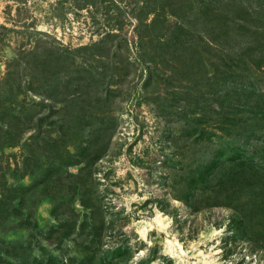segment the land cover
<instances>
[{
    "label": "rangeland",
    "instance_id": "rangeland-1",
    "mask_svg": "<svg viewBox=\"0 0 264 264\" xmlns=\"http://www.w3.org/2000/svg\"><path fill=\"white\" fill-rule=\"evenodd\" d=\"M263 4L0 0V79L11 70L0 83V264H99L119 241L144 264H264V166L224 161L196 210L180 198L186 175L244 126L213 109L246 103L219 92ZM85 148L99 157L87 186L71 164ZM85 187L107 218L96 247L80 228ZM235 214L237 235L226 229Z\"/></svg>",
    "mask_w": 264,
    "mask_h": 264
},
{
    "label": "trees",
    "instance_id": "trees-1",
    "mask_svg": "<svg viewBox=\"0 0 264 264\" xmlns=\"http://www.w3.org/2000/svg\"><path fill=\"white\" fill-rule=\"evenodd\" d=\"M261 11L264 13V4L261 6ZM252 13L255 14L254 12ZM252 13L250 15H252ZM256 15L254 17L251 16L259 22L255 28L251 29L254 35L253 41L250 40L239 52L228 53L227 62H225L227 70L224 72L226 73V79H232L231 88L230 85H228L227 90L219 92V97H226V99L232 94L241 95L245 93L248 95L246 97V103H240L238 106L231 104L229 105V109L225 105L213 109L215 116L221 119L223 117L227 118L229 113L233 115L239 114L241 122L236 124L242 123L244 126L237 130L241 132L237 136L238 139L230 137L226 139V141L221 142L217 146L215 153L207 161L198 166V169L186 175L185 184L181 191L184 193L180 198L193 210H196L197 203L199 204V191L204 192L208 189V183L213 175L212 170L216 168L219 163L223 164L224 161H233L239 166H264V16L257 18ZM223 60H226V58ZM240 69L243 70L242 73H238ZM10 71L11 70L8 68L6 76L0 79V83L9 78ZM216 72L217 73L214 75L218 76V71ZM251 97L255 98L254 101L251 100ZM216 107H218L217 104ZM220 123L226 125L225 129L229 130L227 126L229 123L226 121ZM245 126L249 128L248 130L252 131L245 133ZM255 127L260 130V134L253 131ZM224 134H222V137H224ZM10 138L9 141H6V144L11 146L15 144L16 141L13 139L14 137ZM85 153L84 159H76L72 161L71 164H81L80 172L77 174L72 173V175L80 179L84 186H87V180H83V178L86 174L90 175V172L92 174V166L99 157L97 156L98 154L94 157H90L87 148H85ZM222 158L224 159L223 161H221ZM85 172L87 173L85 174ZM85 188L80 200L81 204L88 212L84 214V220L80 228L89 230V235L93 238L92 247H96L101 243L100 241L104 236L107 218L104 205L100 203V199L93 201V197L89 195V189L87 187ZM158 206L163 211L170 213L176 225H178L179 217L176 211H170L161 204H158ZM237 222L238 215L236 216L235 214L226 226V229L229 227V231H232L235 235L238 234ZM135 248V245L130 241H119L116 245L112 246V250H108L100 256L99 264H144L145 261L143 260H133V249ZM167 264L171 263L168 261Z\"/></svg>",
    "mask_w": 264,
    "mask_h": 264
},
{
    "label": "bare ground",
    "instance_id": "bare-ground-1",
    "mask_svg": "<svg viewBox=\"0 0 264 264\" xmlns=\"http://www.w3.org/2000/svg\"><path fill=\"white\" fill-rule=\"evenodd\" d=\"M159 213H160V212H159ZM141 232H142L143 235H145V233H146L145 228H143V229L141 230Z\"/></svg>",
    "mask_w": 264,
    "mask_h": 264
}]
</instances>
